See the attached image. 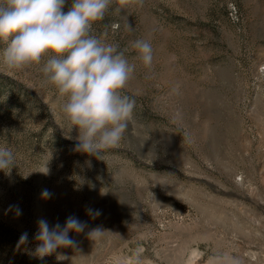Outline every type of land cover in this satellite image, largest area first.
<instances>
[{
    "label": "rangeland",
    "instance_id": "374dc122",
    "mask_svg": "<svg viewBox=\"0 0 264 264\" xmlns=\"http://www.w3.org/2000/svg\"><path fill=\"white\" fill-rule=\"evenodd\" d=\"M94 28L136 64L133 120L103 160L74 150L78 131L39 70L0 72V146L19 165L0 171V264H134L138 249L142 264H264V0H146ZM137 38L154 47L151 72ZM69 216L87 223L69 233L78 250L37 258L38 221Z\"/></svg>",
    "mask_w": 264,
    "mask_h": 264
},
{
    "label": "clouds",
    "instance_id": "9594fccd",
    "mask_svg": "<svg viewBox=\"0 0 264 264\" xmlns=\"http://www.w3.org/2000/svg\"><path fill=\"white\" fill-rule=\"evenodd\" d=\"M0 0V72L5 75L39 70L43 82L54 87L62 101L61 109L71 129L78 131L74 150L101 158V153L119 148L129 122L133 120L135 100L127 94L134 78L136 64L125 56L115 43L95 35L98 22L113 10L131 12L142 9L146 0ZM143 67L154 68V47L146 39L130 42ZM71 138V137H69ZM17 155L0 146V171L10 176L18 167ZM103 160V159H102ZM44 174L49 173L46 170ZM52 193L42 191L43 199ZM21 215L19 206L9 210ZM89 215L99 210L87 209ZM87 223L69 216L62 226L50 225L46 219L38 221L34 239L38 242L34 255L43 259L55 255L58 261L69 259L60 249H77V241L69 233H83ZM104 231L95 228L88 232L91 240L99 239ZM28 241L25 232L21 243ZM138 249L134 264H142ZM210 264H241L228 253L209 258Z\"/></svg>",
    "mask_w": 264,
    "mask_h": 264
}]
</instances>
